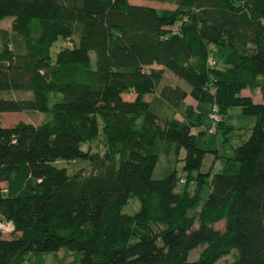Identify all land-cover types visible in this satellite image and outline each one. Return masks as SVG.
Returning <instances> with one entry per match:
<instances>
[{"label":"trees","instance_id":"16d2710c","mask_svg":"<svg viewBox=\"0 0 264 264\" xmlns=\"http://www.w3.org/2000/svg\"><path fill=\"white\" fill-rule=\"evenodd\" d=\"M162 1L175 7L0 0V114L47 116L0 120V222L13 225L0 264L60 250L72 264H264V0ZM165 71L186 85H161ZM187 96L218 108L216 132L232 107L255 117L223 172L197 143L207 128L176 118Z\"/></svg>","mask_w":264,"mask_h":264},{"label":"rangeland","instance_id":"374dc122","mask_svg":"<svg viewBox=\"0 0 264 264\" xmlns=\"http://www.w3.org/2000/svg\"><path fill=\"white\" fill-rule=\"evenodd\" d=\"M129 1L132 4L150 5L157 8L173 9L175 7L174 4L162 0H129ZM11 22H12V18L7 17L0 22V27L10 30ZM67 44H68L67 41L61 40V38H59L51 47V53L54 55L58 49H60L61 47ZM165 84L166 85L179 84L183 86L186 85L183 83L182 80L172 75L168 71L164 72V77L161 85H165ZM28 95H29L28 93L14 94L15 97H22V98L27 97ZM125 98L133 99L134 94L126 95ZM147 99H151V96L148 95ZM187 107L188 106L186 105L185 102H181V104L177 108L175 115L176 118L180 120L182 125H187L190 127L192 133L197 134L199 131L206 129L210 125L211 123L210 116L213 113L211 103H202L200 105L196 104L195 108L191 107L189 113L187 111ZM46 119H47L46 114L40 112H36V113L5 112L0 114V120L3 126H12L19 121L39 124L45 121ZM254 123H255V117L243 115L238 107H232L228 110L227 114L223 118V125H225L223 130L224 132L218 130V132L214 134L205 135L204 138L197 137V143L200 147L208 151L215 152L217 154V160L222 161V166L219 172H214L216 171V166L218 165L217 162L216 166L213 168L211 172L212 174L220 173L224 171V165L226 159L232 157L234 153V149L237 146L241 145L248 138ZM218 124L220 123L218 122ZM217 126H216V131H217ZM82 148L84 150L91 151L92 154H95L94 152L101 150V147H99L95 142L83 145ZM162 162L163 163L165 162L164 159ZM56 164L59 166L67 167V169L71 173L75 172L82 166L84 167L85 172H89L90 169H92L90 163L80 164L78 162L76 163L72 162L69 164L63 161H59ZM181 167H182V161L179 162L176 166L179 176L183 175V172L181 171ZM190 188H192V184H190ZM208 192H209V184L208 183L202 184L200 186L199 195L204 199L208 196ZM138 204L139 203L137 200L132 199L128 203V209L131 211L136 210ZM222 223H219L217 227L222 228L223 227ZM201 248L202 247H197L189 253L190 261L196 260L198 258L199 251L201 250ZM39 256H43V255H39ZM234 257H235V252H231L229 255L221 258L216 264H231V262L234 260Z\"/></svg>","mask_w":264,"mask_h":264},{"label":"crops","instance_id":"0c3cea01","mask_svg":"<svg viewBox=\"0 0 264 264\" xmlns=\"http://www.w3.org/2000/svg\"><path fill=\"white\" fill-rule=\"evenodd\" d=\"M243 94L247 95L248 93L246 91H243ZM187 106L189 107H196L197 102L190 96H187L184 101ZM209 160L206 162V166L211 165V172L213 168L216 166V163L218 162V165L216 166V171L214 172H219L221 166H222V161L217 160V156L213 159V156H208ZM227 163V159L225 161L224 169ZM43 256L39 255H31L29 256V259L24 261L22 264H72V255L67 253L64 250H60L58 252H53L49 254H40Z\"/></svg>","mask_w":264,"mask_h":264},{"label":"built area","instance_id":"2783aa9c","mask_svg":"<svg viewBox=\"0 0 264 264\" xmlns=\"http://www.w3.org/2000/svg\"><path fill=\"white\" fill-rule=\"evenodd\" d=\"M211 64V63H210ZM213 113L211 114V123L207 127L209 134L216 133V126L221 120V115L219 114L218 108L215 105H212ZM183 182V180H181ZM13 230V225L10 222H0V231L3 233H9Z\"/></svg>","mask_w":264,"mask_h":264}]
</instances>
